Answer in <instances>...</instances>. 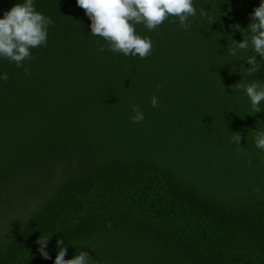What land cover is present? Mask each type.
<instances>
[{
    "label": "trees",
    "instance_id": "obj_1",
    "mask_svg": "<svg viewBox=\"0 0 264 264\" xmlns=\"http://www.w3.org/2000/svg\"><path fill=\"white\" fill-rule=\"evenodd\" d=\"M24 2L0 0V19ZM261 2L192 0L187 30L134 24L141 58L92 35L76 0H34L47 43L23 67L0 57V264H54L58 240L89 264H264V101L240 87L264 60L248 77L253 53L228 54Z\"/></svg>",
    "mask_w": 264,
    "mask_h": 264
},
{
    "label": "clouds",
    "instance_id": "obj_2",
    "mask_svg": "<svg viewBox=\"0 0 264 264\" xmlns=\"http://www.w3.org/2000/svg\"><path fill=\"white\" fill-rule=\"evenodd\" d=\"M77 5L85 11L91 20L90 28L94 36L104 38L113 53L120 52L125 56L145 58L152 50L151 40L141 38L136 34L134 24H145L147 29L154 30L169 16L178 17L180 26L187 30L191 26L190 17L197 15V9L193 7L192 0H76ZM202 16L207 17L208 12L204 8L199 9ZM251 23L246 32L250 33L249 39H243L234 47L228 48V54L236 56L238 51L252 52L248 55L246 63L249 68H244L248 77L258 75L261 68L260 61L264 60V2L253 10ZM175 22V21H173ZM53 21L35 10L34 0H25L23 4H16L4 13L0 19V57H4L16 63L17 67H23L26 59H32L30 49L37 48L47 43V28ZM234 27L240 31V26ZM105 48L101 46L100 52ZM256 54L261 58L257 61ZM25 74H30V68H24ZM7 73L0 76L4 81L8 80ZM250 98L255 113L262 111L260 105L264 101V82L252 79L247 84L240 83ZM159 98L153 96L151 105L158 106ZM131 119L134 123L144 120V114L138 107L133 106ZM242 134L234 133L232 142L240 144ZM256 147L264 150V131L256 132ZM109 227H111L109 225ZM50 238L41 237L36 241L40 245V256L47 260L51 257L46 251ZM58 253L54 264H89L91 258L88 252L80 251L74 258L66 260L67 247L63 240L57 241Z\"/></svg>",
    "mask_w": 264,
    "mask_h": 264
}]
</instances>
